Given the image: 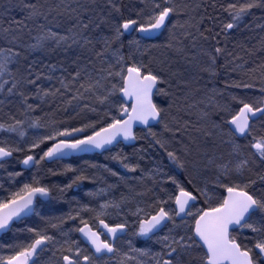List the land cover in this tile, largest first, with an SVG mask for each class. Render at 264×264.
<instances>
[{
	"label": "snow or ice",
	"instance_id": "obj_1",
	"mask_svg": "<svg viewBox=\"0 0 264 264\" xmlns=\"http://www.w3.org/2000/svg\"><path fill=\"white\" fill-rule=\"evenodd\" d=\"M141 2L144 3L145 0ZM151 3V8L136 11L137 18H133L124 16L122 8L125 6L122 0H58L55 7H48L47 10L39 0H0V112L8 109V119L0 120V134H3L0 135V170L5 169L10 158L17 153H25L19 163L26 170H39L45 162L56 163L72 152L93 149L110 151L109 146L117 142L118 137L125 141L138 138L133 133V124L138 122L148 126L147 136L151 137L152 144L163 149L167 158L190 177L187 181L189 189L174 176H168L179 193L175 196L168 195V201L175 204L174 209H166L163 205L168 201L157 198L149 205L152 211L137 206L130 213L136 217L134 234L148 240L155 238V243L160 245L159 250L136 248L129 242L128 250L123 251L118 241L122 239L120 234L128 229V221L124 219L123 222L110 224L107 218L111 215L109 209L122 211V206L128 201L126 196L121 195L119 200L104 199L103 202L97 199L95 206L93 200L83 204L75 201L77 209L47 219L40 211L45 202L72 203L73 201L67 200L68 193L85 181L95 182L97 177L89 175L88 169L95 168L99 171L101 166H66L62 172L52 168L47 170L51 176L72 173L69 181L64 184L44 183L38 174H33L27 182H20L17 178L23 176V171L9 172V179L17 187L6 197L0 198V233L13 231L18 223L23 224L28 217L34 215L41 217L44 227L25 225L22 231L30 234L29 242L6 245L12 254L0 256V264H41L42 254L49 251L52 256L59 253V264H109L114 259L117 264H264V189L257 194L255 187L258 183L264 185V135L253 134L256 122H264V35L258 37L256 45H239L249 57L248 60L234 52H228L224 47L215 46L211 51L201 48V54L207 60L197 61V81L201 73L207 74L209 80H214L219 75V68L231 65L230 72L239 78L227 86L243 89L245 92L242 95H250L254 99L246 101L242 95H232V101L239 105L235 112L227 106L213 105L219 112L232 113L230 119L223 121V125L212 119L213 112L203 111L199 119L204 124L197 130L202 132L205 144L196 145L195 151L177 138L182 129L187 131L188 121L181 124L180 119L173 116L176 127L164 124L162 133L152 131L149 124L150 121L163 122L162 113L165 109L155 103L153 98L157 95L175 97L176 93L171 91L174 83L178 89L181 84L188 88L184 94L183 107L189 110L196 107V103L189 102L192 90L188 82L175 81L180 73L172 71L171 65L163 61L157 68L153 66L154 61L151 59L147 63L137 61L131 51L126 56L122 40L125 33L130 31L144 34L166 30L171 32V23L172 29H181V36L177 37L171 32V38L164 47L178 55L184 54L186 40L191 41L192 47H196L198 41L207 42L209 39L216 40L219 44L217 37L239 29L245 17L255 16L254 10L264 12V0H231L226 5H221L229 19L215 33L212 29L202 30L205 16L201 13V8L204 0H151ZM212 6L215 7V4ZM17 9L23 19H16L11 15ZM53 13L65 17L70 26L64 31L55 30L60 25L49 20ZM177 16L184 18L183 23L172 22ZM258 19L264 21V16ZM29 23L35 25V35ZM102 27H107L109 34L100 32ZM255 29L264 33V22L257 23ZM128 47L130 50L135 47L139 51L140 41L133 39L129 41ZM73 50H77L73 61L75 67L68 76L54 77L51 73L56 71L55 64L44 65L49 70V74L44 75L37 71V62L32 58L38 52ZM148 50L149 48H145V52ZM81 56L84 57V63H81ZM220 57L232 59L227 60L224 65H218ZM192 59L196 60V57L193 56ZM96 61L99 62L98 66ZM257 73L258 78L254 79ZM53 79L58 81L60 87L41 86L42 80ZM211 91L213 94L217 93L214 88ZM117 93L132 103L119 104L120 118L105 112L104 115L109 120L98 130L93 122L83 127H53L51 131L34 133L29 137L25 124L30 129H41L44 125L39 118L26 122L12 111L18 106V110H23L21 115H27L48 103V98L55 100L59 97L73 107L74 111L79 107L81 112L85 109L96 112L97 108L92 103L80 102L87 100L98 105H111V97ZM30 100L40 103H30ZM73 101L78 103L74 106ZM64 110L67 111V108ZM76 114L80 115V112ZM224 125H227V131L224 130ZM88 129H93L92 134L83 137L75 135L86 133ZM164 133H170L171 136ZM240 137H251L247 148L238 143ZM174 140L182 145L179 152L170 150ZM49 142L51 146L46 150L41 149L42 154L35 153L41 145ZM191 143L196 142L193 140ZM225 146L227 151L220 150ZM112 159L117 160L128 172H143L138 164L125 162L128 160L127 156L116 155ZM257 161L259 171L253 169ZM102 167L110 176L127 183L126 178L117 171L107 166ZM153 171L158 173L160 169L157 167ZM100 179L103 180V177ZM153 184L157 185L159 181L153 179ZM115 187L116 185L107 184L106 188L90 190L86 195L92 198L105 197ZM217 188L223 189L225 194L217 195ZM0 189H3L2 184ZM152 191L154 189L149 188L137 195H147ZM201 198L207 207L192 211L195 202ZM82 213L91 215L86 219ZM189 217L191 223L187 219ZM69 221L73 222L72 226L65 231V225ZM169 223L172 227L168 233L159 236L158 232L162 227H168ZM50 229L53 230L51 234ZM244 230L252 234L247 243L239 238ZM57 232L62 239H57ZM73 232L79 233L90 247L82 248L81 241L72 238Z\"/></svg>",
	"mask_w": 264,
	"mask_h": 264
},
{
	"label": "rangeland",
	"instance_id": "obj_2",
	"mask_svg": "<svg viewBox=\"0 0 264 264\" xmlns=\"http://www.w3.org/2000/svg\"><path fill=\"white\" fill-rule=\"evenodd\" d=\"M46 1H47L46 3H45V1H43V3L45 4V10H47L48 7H55L56 4L58 3V0H46ZM14 2H18V0H14ZM139 2L142 3L141 1H139ZM181 2H183V0H181ZM151 6L150 7H146V9L144 8L145 11H147L149 8H151ZM203 12H204V9H203V5H202L201 13H203ZM18 13H20V11L17 9L15 11H13L11 13V15L12 14L16 15ZM222 13L225 16H228V14L226 12H222ZM128 16H132L133 18L136 17V10H132L131 11L129 9ZM63 18L66 19L65 17H63ZM49 19L54 21L53 24L54 23H59V25H60V23H64L63 22L64 20L62 19V16H58V15H56V13H53L52 16L49 17ZM183 19H184L183 17H179L180 23H183ZM172 22H173V20H172ZM226 22H228V21L227 20L223 21V23H226ZM68 23H69V21L67 20L66 23H64L65 24L64 28H62L60 26L58 29H55V30L64 31V29L66 27H68V25H70ZM247 24H248V20H247V18H245L243 23L240 25L239 29L242 26H245ZM29 27H31V26L29 25ZM170 27H171V24H170ZM32 28L34 29L33 35H35V25H33ZM239 29H233L227 35H231L233 33H237L239 31ZM99 31L102 32L103 34L107 35L105 33V30L103 29V27ZM175 35L177 37H179V36H181V33L179 31H177V32H175ZM225 39H227V38H224V40ZM188 42H189L188 40L184 41L185 48H187ZM226 45H227V48H226L227 51L230 52L229 48H228V44H226ZM75 51H76V53L74 54ZM60 52L57 51V52L51 53V54L50 53H40V55L44 56L45 58L51 56L53 60L66 61V62H71L73 59H75L74 55L75 56L77 55V50L67 51V52L60 51ZM34 54H39V52L38 53H34ZM85 55H87V54H85ZM82 58H83V56H81V58H80L81 61L84 60V58H83V60H82ZM148 59L153 60L154 61L153 64H155L156 66H160V62L163 61L165 64H170V65L173 64L172 67H178V66H179V68H183L184 67L180 56L178 54L174 53L172 50H170L168 48H164L163 50H162V48L161 49H157V50H155L153 52L151 51L149 53ZM231 59L232 58L229 57L228 60H231ZM238 63H240V61H238ZM229 66L230 67H227V69L225 70V73H224V77L227 80V81L226 80L223 81L225 85L221 86L220 84L215 82V79L214 80H209V78H207L205 80V82H204V84H206L208 86H211L212 89L214 88L216 90L218 89V90H222V91L219 92V93H216V94H213V92L210 91V92H208L206 94H203L201 96V92L203 90L199 86H196V80H195L196 76H194L192 74L193 72H195L192 69V67H194V68L196 67L197 68V62H196V66L194 65V63L191 62L189 64L188 69L191 70V71H189V74H191L190 75V78H191L190 81H193V83H191L190 81L188 83L190 85H194V88L195 89H199V91L198 92L196 91V95L194 96L195 90H194L193 87L191 88L192 95L189 97V102L196 103V107H194V108H192L190 110L187 109L186 107H183V105H184L183 91H182L181 88L178 89L174 85L173 89H172V92L176 93L175 97H173V96L165 97L163 95H158L157 96V101L155 100V102L157 104L159 103L160 105L159 104L158 105L161 106L162 108H163V104L167 103L166 106H165V111H166V114H167L168 117H167V119H164V121L162 123H160L159 125H157L155 127H152L151 128L152 131L157 132V133H162L163 132V128H164V124H168L170 127L175 128L176 124L174 123L173 119L170 118L172 116V114L174 113V115L176 114L175 116L180 119L181 124H183L184 121H188L189 122V127H188L187 131H184L182 129L177 138L182 140L183 143L189 144V146L192 147L194 151H195L196 145H201V146L204 145L205 144V138H204L202 132H199L197 130L198 128H200L204 124V121H201L199 119L201 113L203 111L211 112L210 109L213 107V105L227 106V107H230L232 109V112H235V111L238 110L239 105L232 101L231 96L232 95L241 96L245 92L244 90L241 91L240 89L231 88V87L227 86V84L229 85L234 79H238L239 78L236 74L230 72L231 65H229ZM199 83H202L200 79L198 80L197 85H199ZM220 93H222V95ZM116 95L119 98V96H118L119 93H117ZM215 96H216V98H215ZM176 97H179V98L177 99ZM170 98H171V101L168 103ZM242 98L245 99L246 101L254 99V97H252L250 95H242ZM191 99H193V100H191ZM111 101H112L111 105L105 104L106 107H105L104 111L110 112L111 110L114 111L116 108H119L118 105H117V101H116V97L115 96H114V98H113V96L111 97ZM173 101H175V102L173 103ZM200 101H203V103H201ZM221 101H223V102H221ZM170 105H171V107H170ZM178 107L180 108L179 111H178ZM90 113L94 114L95 112H90ZM231 114L232 113H230L228 111H223V113H222V115L224 116V119L225 118L229 119ZM226 115H227V117H226ZM212 119L214 120V118H212ZM218 119H220V117ZM73 125L74 124H65L63 127H68V128H71V127H83L82 126L83 124H76L75 126H73ZM53 127H55V128H63L62 126H58L56 124H46V125L44 124V128L38 129L37 131L31 132L29 134V137H31L34 133L35 134H40V133H43L45 131H51L53 129ZM253 134L254 135H264V122H261V121H257L256 122L255 127L253 129ZM164 135L171 136L170 133H164ZM146 136H147V133L146 132H142L140 134L139 140L143 141L144 138H142V137H146ZM193 140H195V142H196L195 144L191 143V141H193ZM250 141H251V137H247V138L238 140V143L242 147L247 148V146L249 145ZM181 147H182V145L179 144V143H176L175 140H174L172 145H170V150H174V151H178L179 152ZM223 150L227 151V148H224ZM115 154L112 153L109 156H106L104 158H100L101 162H99V159H96V158H86V159L78 161V162H74V161L73 162H70V161L69 162L68 161L57 162L52 167L44 166V164H43L39 170L34 169L31 175L29 173L24 178L21 176V177H19V179L18 178L17 179H18V181H21V182H27L28 180H30V178H31V176L33 174H38V175H40L42 177L43 182L64 184V183H67L69 181V178L72 176V173H68L66 175L51 176V175H49L47 173V170L49 168H52V169H54L57 172H62L63 169L66 166H72L74 168H87V166L89 164H95V165L101 166L99 171H97V169H95V168H89L88 169V174L89 175H95L97 177L96 181L95 182L85 181L78 188H74V190L76 191L75 193H80L79 190L81 189V192H83V194H86V192H88L90 190L94 191V189H96V188H97V190L99 188H102V187L106 188L107 184L116 185V187L112 191H110L107 194V196L99 197V198H92V199L94 200V202L97 199L100 200V202H103L104 199L119 200L121 198V195L128 197V201L122 206V211L121 210L109 209V212L111 213L110 218H113V219L114 218H116V219L117 218H122V219H127V221H128L129 232H128V234L126 236H124L118 242L119 247L123 251H127L129 242H131V245L133 247H136V248H150L153 251H158L160 245L155 243V238H153V240H148L145 237H140V236H137V235L134 234L135 231H136V219H135L134 216H132L130 214L132 211H135L137 206L143 207L145 209L147 207V205H146L147 200L145 198V195L138 196L137 193L134 192L135 190L138 191V193L145 192L144 190L141 189V187H140L141 184L138 183V182H140V180H142V181L145 180V178L138 177L134 181H131V183L129 185L127 183L126 186H122L121 185V181L119 182L117 177H112L108 173L103 171V167L102 166H107L108 168H111L113 171H117L118 173H120V175L124 176L127 181L129 179H131L132 176H128L129 172L127 170H123V171L120 170L119 171L118 168L112 166L116 162V160L112 159L113 155H115ZM181 155H182V153H181ZM75 159H77V158H75ZM258 166H259V161H257V163L253 165V169L254 170L257 169L256 171H259L260 167H258ZM1 173L2 172H0V184L3 185L2 180L5 179V176H3V175L1 176ZM145 175L148 177L147 173H145ZM150 176H151V178L150 177H148V178L151 179V180H153V178L154 179L157 178V179H160L161 183L163 182V180L160 178V171L158 173L157 172H151ZM100 177H103V180H101ZM142 184H144V183H142ZM181 184H183V183H181ZM261 189H264V185H261L260 183H258V186H256L257 194H260V190ZM4 190H5L4 187H3V189H0V193H2ZM222 190L223 189L217 188L216 189V194L217 195H222ZM67 200L72 201L73 198H69V199L67 198ZM200 201H201L200 203H197L195 205V207L192 208V211L195 212L199 208L207 207V205H205L204 203L202 204L203 198H201ZM173 204L171 205L170 208H167V209H169V210L170 209H174L175 207L173 206ZM67 205L68 204H63V202L52 201L50 203H44L42 205L40 211H41L43 217L48 212H49V214L57 213L58 215H55V216L65 215V214L68 213V211L66 210ZM53 206H56V209H53ZM187 219L189 220L190 223L192 222L190 217L187 218ZM40 221H41V217L40 216H35L33 219H31L29 221H26V223L19 224L13 231H11L8 236H6L5 238H3V240L0 241V256H5L4 254H5V251H6L5 248L7 247L6 245H8L9 242L12 243V240H14L18 236V234L22 231V229L25 227V225L34 226L35 227L34 223H39ZM178 222H179V220H178ZM72 223L73 222L69 221V223L67 224L68 226H66V227L67 228L71 227ZM171 227H172V225L169 224L168 227L163 232L159 233L158 235L162 237L163 235L167 234L169 228H171ZM66 230L67 229H65V231ZM71 236H72L73 239H75V237L78 236V234H75V232H73V233H71ZM9 237H10V239L12 237V239L10 240ZM27 238L30 239V234L29 233H27ZM239 238L242 241H244L245 243H247L248 240L251 239L249 237L248 233H247V230H244V232L242 234H239ZM57 239H62L58 232H57ZM80 246L82 248L83 247H88L87 245L83 244L82 242H81ZM57 247H59V245H57ZM195 256H196V253L193 254V258H195ZM53 257L54 256H52V253L50 251L49 252H45L44 254H42L41 264H59V260L57 259V261H56ZM109 264H117V261H115V262L111 261V262H109Z\"/></svg>",
	"mask_w": 264,
	"mask_h": 264
},
{
	"label": "bare ground",
	"instance_id": "obj_3",
	"mask_svg": "<svg viewBox=\"0 0 264 264\" xmlns=\"http://www.w3.org/2000/svg\"><path fill=\"white\" fill-rule=\"evenodd\" d=\"M43 1H45V0H39V2L40 3H43ZM139 1H141V0H122V2H123V5L125 6V7H123L122 8V12H123V14H124V16L125 17H127L128 16V12H129V9L132 11V10H136V11H139L140 9H146V7H150L151 5H152V3H151V0H145V2L144 3H140ZM47 2V1H46ZM160 2H162V0H160ZM229 2H231V0H204V3H203V9H204V12L202 13L204 16H205V20H204V23H203V25H202V30L203 29H212V31H213V33H215V32H219L220 31V27H221V25L223 24V21H225V20H227L228 21V19H229V17L228 16H225L222 12H224V11H222V8H221V5H226L227 3H229ZM213 4H215V7H213L212 5ZM209 8H211V10L209 9ZM255 11V16H253V17H245V18H247V20H248V24L247 25H251L252 27L251 28H249V27H246V25L245 26H242L240 29H239V31L237 32V33H233V34H231V35H224V34H222L221 36H219V37H217V39H219V41H220V43L219 44H217L216 43V40H213V39H209L207 42H204V41H198L197 42V44H196V47H192V44H191V41L190 40H188L189 42H188V46H187V48H185V53L184 54H180L179 56H180V58H181V61L183 62V65H184V67L183 68H179V66L178 67H172L173 66V64H171V70L172 71H178L179 73H180V75H178L176 78H175V81H187V82H189L190 80H191V78H190V75L191 74H189V71H191V70H189L188 69V67H189V64L192 62V63H194V65L196 66V62L197 61H200V62H203V61H206L207 60V57L206 56H203L202 54H201V48H204V49H206V50H209V51H211L212 50V48L213 47H215V46H219V47H224V48H227V45L226 44H228V48H229V51L230 52H234V53H240V52H243L242 50H240V48H239V51H235V49H234V38H236V41L239 43V44H241V43H243L244 45H246V46H252V45H256L257 44V39H258V37L260 36V35H264V33H260V31H259V29H255V25L257 24V23H260V22H264V21H261V20H259L258 18L259 17H261V16H264V12H262L261 10H254ZM209 17H211V19H209ZM134 18H136V17H134ZM62 19L64 20L63 22L64 23H66V19H64L63 17H62ZM114 19H118V17H114ZM50 21H52V22H54L53 20H51V19H49ZM177 21H179V17L177 16V17H174L173 18V23H175V22H177ZM180 22V21H179ZM64 23H60V26L62 27V28H64L65 27V24ZM54 24H59V23H54ZM68 24H70V22L68 23ZM171 24V23H170ZM170 24H169V29L171 30V32H177V31H179L180 33H181V29L179 28V27H177V28H175V29H172V25H171V27H170ZM68 26H70V25H68ZM103 29L105 30V33L106 34H109V29L107 28V27H103ZM253 29H255V31H253ZM171 32L170 31H163V33L161 34V35H159L158 37H156V38H154V39H149V38H145L144 36H142L139 32H135V31H130V32H127V33H125V35H124V37H122V40H123V42H124V49H123V52H124V54L127 56L128 54H129V52L131 51V54L134 56V58L137 60V61H140V60H143L145 63H147L150 59H148V56H149V53L152 51H155V50H157V49H161L162 48V50L164 49V48H166V47H164V45H166L168 42H169V40H170V38H171ZM207 34V33H206ZM235 36V37H234ZM229 37V38H228ZM250 37H256V39H249ZM224 38H227V39H225L224 40ZM26 39V38H25ZM133 39H136V40H139L140 41V49H139V51H137L136 50V48L135 47H133L131 50L129 49V47H128V43H129V41H132ZM227 40V41H226ZM149 46H152V47H149ZM145 48H149V50L147 51V52H145ZM154 49V50H153ZM51 54V53H50ZM37 55H40V53L39 54H37ZM193 56H195L196 57V60H193L192 59V57ZM40 57H41V55H40ZM44 57V56H43ZM45 58V57H44ZM49 60H51V61H53V62H55V63H57V61L56 60H53L52 59V57L51 56H49V57H47ZM47 58H45V59H47ZM221 58V61H222V64L224 65L226 62H227V60L229 59V57H220ZM186 60V61H185ZM218 62H219V60H218ZM240 62H242V61H240ZM58 63H60V62H58ZM57 63V64H58ZM96 63H97V66L99 65V62L98 61H96ZM189 63V64H188ZM153 66L154 67H157V68H159L160 66H156L155 64H153ZM230 67V66H229ZM196 68V67H195ZM194 67H192V69L195 71V72H193L192 74L194 75V76H196L197 77V71H196V69H195ZM227 68H223V70H222V73H221V76H224V73H225V70H226ZM44 71H46V73L47 74H49V70H41L40 72H44ZM55 73V72H54ZM54 73H51V74H54ZM199 76H200V80H201V82H205V80L208 78V76H207V74H203V73H201V74H199ZM217 78V77H216ZM216 78H215V82H218L217 80H216ZM196 80V86H199L203 91L201 92V96L203 95V94H206V93H208V92H210L211 90H212V88H211V86H208V85H206V84H202V83H199V85H197V83H198V81H197V79H195ZM226 79H225V77H224V81H225ZM227 81V80H226ZM191 83H193V81H190ZM174 85H175V83H174ZM173 85V86H174ZM188 86H189V88L191 89L192 87L194 88V85H190L189 83H188ZM222 86V85H221ZM180 88L182 89V91H183V95L185 94V92H187L188 91V88H185L184 87V85L183 84H181V86H180ZM173 89V88H172ZM172 89H171V91H172ZM194 90H195V92H194V96L196 95V89L194 88ZM241 91H243V89H240ZM222 90H218L217 89V93H219V92H221ZM245 91V90H244ZM218 95V94H217ZM115 97H116V101H117V105H118V107H119V104L120 103H125L124 102V100L122 99V96H121V94H119L118 96H119V100H118V98H117V95H114ZM114 96H113V98H114ZM158 96V95H157ZM157 96H155V100L157 101ZM215 98H216V96H215ZM194 99V98H193ZM193 99H191V100H193ZM249 99V98H248ZM220 100V99H219ZM120 101V102H119ZM159 101V100H158ZM171 101V98H170V100L168 101V103ZM221 102H223V101H221ZM88 103H92L93 104V106H95L96 108H97V111L94 113V117L96 118V119H98V118H102L103 116H105L104 115V113L106 112V111H104L105 110V105L103 106V105H98V104H94V102L93 101H89ZM156 103V102H155ZM126 104V103H125ZM159 104V103H158ZM167 104V103H166ZM166 104H163V109H165V106H166ZM160 105V104H159ZM161 107V106H160ZM210 111L211 112H213L214 114H213V116H212V118H214V120H215V117H217L219 114H222L223 112H219V111H217L214 107H212L211 109H210ZM173 115H174V113L172 114V116L170 117V118H172L173 117ZM176 115V114H175ZM174 115V116H175ZM162 117H163V121H164V119H167V114H166V111L164 112V113H162ZM226 117H227V115H226ZM94 118V119H95ZM230 119V118H229ZM77 122V121H76ZM82 122H88L87 121V118L86 119H84V120H82ZM161 123V122H160ZM159 123V124H160ZM216 123H217V121H216ZM244 138H247V137H243V138H239V140L240 139H244ZM245 142V141H244ZM48 145V144H47ZM47 145H41V148L40 149H36L35 150V152L36 153H39V154H42V152H41V149H44V150H46V148L47 147H49V146H47ZM120 145H125V144H123V143H121V144H119V145H117L116 147H118V146H120ZM125 146H127V145H125ZM116 147H114V148H116ZM223 148H227L226 146L225 147H223ZM112 150V149H111ZM109 152V151H108ZM106 153V152H105ZM116 153V154H115ZM21 154H23V153H17V155H21ZM102 154H104V153H102ZM113 154H115V155H113V156H116V155H120V156H126V152L125 151H122V150H118V151H115ZM15 155V154H14ZM94 155H97V154H94ZM94 155H85V156H81V157H76V158H82L83 160L84 159H86V158H95V157H90V156H94ZM127 157H128V160L127 161H125V162H127V163H132V164H138L139 165V167H141L140 166V163H138V160L134 157V156H131V155H129V154H127ZM14 158V157H13ZM23 158V156L22 157H19V159H18V170H20V171H26V172H33V170L34 169H36V168H33L32 170H25V169H23L22 168V164H20L19 163V160L20 159H22ZM72 159H75V158H71V159H68V160H64V159H60L59 161H70V160H72ZM96 159H98V158H96ZM58 161V162H59ZM99 162H101L100 161V159H99ZM104 163V162H103ZM54 166V163L52 162V163H48V162H45L44 163V166ZM113 167H116V168H118L119 169V171L121 170V171H123V170H126V169H124L123 167H122V165L116 160V162L112 165ZM168 166L166 165V164H161V167H159V169H160V178L163 180V182H162V184H169L170 182H169V180H168V176H170V174L168 175L167 173H165V171H164V169L165 168H167ZM258 167H260V166H258ZM142 168V167H141ZM141 168H139V169H141ZM257 170V169H256ZM183 171V170H182ZM152 172H155V171H152ZM184 173H187V172H185V171H183ZM8 173L9 172H7V170H6V168L5 169H3L2 170V173H1V176L3 175V176H5V179H3V181L5 182V184H6V186L8 187V188H12V187H17V184L16 183H14L12 180H10L9 179V177H8ZM28 173H23V178L27 175ZM32 173H30V175H31ZM132 174V175H131ZM140 174H141V170H138V171H136V172H129L128 173V176H132L131 177V179H129L128 181H127V183H128V185L131 183V181H134L135 179H137L138 177H140ZM150 174H151V172H149V173H147V175H149L150 176ZM188 174V173H187ZM163 175V176H162ZM150 178H151V176H150ZM18 179H19V177H18ZM17 179V180H18ZM160 180V179H159ZM179 181V180H178ZM21 182V181H20ZM120 182V181H119ZM161 182V181H160ZM126 183V184H127ZM138 183H142V180H140V182H138ZM180 183H181V181H180ZM126 184L125 183H123V182H121V185L122 186H126ZM95 190H97V188L96 189H94V191ZM80 191V193H75L76 191L74 190V189H72L70 192H69V194H68V196H67V198L69 199V198H73V202L72 203H68V202H63V204H68L67 205V208H66V210L69 212V211H72L73 209H77L78 208V205H77V203L75 202V201H79L81 204H83V203H87L89 200H93L92 199V197H88L86 194H83V192H81V189L79 190ZM82 193V194H81ZM222 194H225V193H223V190H222ZM94 201V200H93ZM198 202H199V200H198ZM45 203H50V202H45ZM93 206H95V202L93 203ZM174 207H175V204H174ZM64 208V207H63ZM62 208V209H63ZM53 209H56V206H53ZM55 215H58L57 213H52V214H49V212L48 213H46L45 214V216H44V218L45 219H47V218H51L52 216H55ZM110 217V216H109ZM108 217V218H109ZM117 219H122V218H117ZM135 219H136V217H135ZM122 220H124V219H122ZM24 223H26V221L24 222ZM23 223V224H24ZM35 224V227H41V228H43L44 227V224H43V222H42V220L39 222V223H34ZM170 224V223H169ZM168 224V225H169ZM66 226H68V225H65V229H67V227ZM167 227H164L161 231H159L158 232V234L159 233H161V232H163L165 229H166ZM128 229H129V227H128ZM53 230H49V233L51 234V232H52ZM248 232V231H247ZM15 234V233H14ZM75 234H78V236H76L75 237V240H78V241H81L83 244H85V245H87V243L86 242H84L83 241V239L81 238V236H80V234L79 233H76L75 232ZM250 234V232H248V235ZM250 237V236H249ZM250 238H252V237H250ZM9 239H10V237H9ZM11 239H12V237H11ZM10 239V240H11ZM9 241V240H8ZM20 242H23V243H27V242H29V239L27 238V233L25 232V231H21L19 234H18V236L14 239V240H12V243H20ZM12 243H10L9 242V244H12ZM88 247H90L89 245H87ZM6 249V251H5V257L6 256H8V255H10V254H12L11 253V250L8 248V247H6L5 248ZM59 254V253H58ZM58 254H56V256H54L53 258L57 261V259H58Z\"/></svg>",
	"mask_w": 264,
	"mask_h": 264
},
{
	"label": "trees",
	"instance_id": "obj_4",
	"mask_svg": "<svg viewBox=\"0 0 264 264\" xmlns=\"http://www.w3.org/2000/svg\"><path fill=\"white\" fill-rule=\"evenodd\" d=\"M211 10V8H209ZM12 16H15L16 19H23V15L21 13L18 14H12ZM29 25L32 27L33 24L29 23ZM27 31V30H25ZM235 37V36H234ZM26 39H28L27 36H25ZM234 49L235 51H239V43L236 41V38H234ZM251 47V46H249ZM240 50H242L240 48ZM60 52V51H58ZM61 53V52H60ZM76 53V51L74 52V54ZM240 56L244 57V60H248L249 57L247 55H245L244 52H240L237 53ZM33 59L36 60L37 62V71H41V70H48V68L44 67V65L46 64H55L57 66L56 71L54 74H52L54 77H61V76H68V73L72 71V69L75 67V64L73 63V61L75 59H73L71 62H66V61H57L60 63H55L49 59H45L43 56L40 57V55L34 54ZM74 58H76V56L74 55ZM84 58V57H83ZM82 58V60H83ZM258 59V58H257ZM85 60L81 61V63H84ZM97 64V63H96ZM218 65H223L221 58L219 59ZM223 68H219V75L217 76L216 80L218 81L217 83L220 85H225L224 84V76H221ZM44 75H48L46 73V71L43 72ZM258 73L257 76L254 77V79L258 78ZM41 86L45 87V88H57L60 87L58 81L56 79H53L51 81L48 80H42L41 82ZM204 82H202L203 84ZM227 84V83H226ZM228 85V84H227ZM118 98V97H117ZM119 100V98H118ZM48 103H44L41 105V108L38 109L35 112H31L28 113L27 115H21V112L23 111L22 109L18 110V106L14 107L12 109V111L15 113V115L22 119L25 120L26 122L29 120H35L37 118L40 119L41 123L44 125L46 124H56L58 126H64L65 124H74L73 126H75L76 124H87V123H93L95 122L97 125V129H99V127L104 125V122H107L109 120V117H105L103 116L102 118H98L96 119L94 117V114H91L87 109H85L84 111H80L79 107L75 108V111L73 110V107L68 106L66 103H64L59 97H57L55 100H52V98H48ZM30 103H40V101H29ZM89 101H83L80 102L82 103H88ZM120 102V101H119ZM78 102L73 101V105L75 106ZM67 108V111H65L64 109ZM7 112L8 109L5 108L3 110V112H0V120H7L8 116H7ZM80 112V115H77L76 113ZM108 112V111H107ZM111 115L117 116L118 118L119 116V108H116L114 111L111 110L110 111ZM70 117H72V119H70ZM220 117V119H218ZM88 122H82V120L86 119ZM95 118V119H94ZM226 120V118L224 119V116L222 114H219L217 117H215V121H217L218 124H222L223 125V121ZM77 121V122H76ZM66 122V123H65ZM220 122V123H219ZM82 125V126H83ZM25 128L28 132V135L33 132V131H37L38 129H30L27 128V124H25ZM42 129V128H41ZM224 130L227 131V125H224ZM93 129H88L86 132V135H90L92 134ZM142 132H148V129H139L137 130V143L135 146H125V145H120L116 148H113L112 150H110L109 152H106L104 154H97L94 156H90V157H95V158H104L106 156L111 155L112 153H114L115 151L118 150H122L126 152V156L127 154L134 156L137 160L138 163H140L139 167L143 170V172L141 171L140 177L145 178V180L142 181L141 184V189L146 191L149 188L154 189V191L149 192L147 195H145V198L147 200V207L146 210L147 211H152L151 208H149V205L151 203H153L154 199L157 198H162L165 201H168V195H178V190L176 189L175 185H173L170 181V183L168 184H162L160 182L159 179L155 178L156 181H159V184L154 185L153 184V180L149 179L148 177H150L148 175V177L145 175V173H149L152 172L154 169H156L157 167H161V164H166L168 167L164 169L165 173H169L170 176H174L177 180H179V182L181 181V183H183L185 185V187H188L190 189V186L187 184L188 179L190 178L189 175L187 173H184L181 169L177 168L175 164H173L168 158L166 153L164 152L163 149H160L159 146H156L154 144H152V140L151 137H142L144 138L143 141L139 140L140 134ZM3 135V134H0ZM47 146H51V142L48 143ZM224 148H221L220 150H223ZM25 153L21 154V155H14V158L12 160H10V163H8L5 168L7 170V172H15V171H20L18 170V159L19 157L24 156ZM83 160L82 158H77V159H72L70 160V162H78ZM59 162H63V161H59ZM69 162V161H68ZM57 163V162H56ZM55 164V163H54ZM49 166V165H48ZM51 167V166H49ZM0 172H2V170H0ZM23 173H32V172H26L23 171ZM168 174V175H169ZM154 179V178H153ZM3 183V187L5 188V190L0 193V198L6 197L8 195V193L10 191H14L15 187L12 188H8L5 184V182L2 180ZM44 183H49V182H44ZM258 186V184L256 185ZM255 186V187H256ZM161 189H163V191H161ZM136 193H138V191H134ZM201 201L199 200L198 203H200ZM173 201H168L166 204H164L163 206L167 209L170 208L171 205L173 204ZM203 204V202H202ZM174 206V204H173ZM82 215L85 216L86 219H88L90 217L91 214L88 213H82ZM107 221L110 224H116V223H120L123 222L122 219H116V218H107ZM250 237H252V234H249ZM58 258H59V254H58Z\"/></svg>",
	"mask_w": 264,
	"mask_h": 264
},
{
	"label": "water",
	"instance_id": "obj_5",
	"mask_svg": "<svg viewBox=\"0 0 264 264\" xmlns=\"http://www.w3.org/2000/svg\"><path fill=\"white\" fill-rule=\"evenodd\" d=\"M163 33V31L162 32H154V33H150V34H144V33H140L142 36H144V37H150L149 39H154V38H156V37H158L159 35H161ZM122 99L124 100V102L126 103V104H128V105H130L131 103H132V101L131 100H127L126 98H123L122 97ZM154 102H155V96H154ZM124 118H126V117H124ZM159 123L160 122H157V121H150L149 122V124H150V126H151V128L152 127H155V126H157V125H159ZM139 129H148V126H145V125H142V124H140V123H138V122H135L134 124H133V133H134V135H136L137 136V130H139ZM77 137H83L84 135H86V133H77V134H75ZM240 138H243V137H240ZM121 143H123V144H125V145H127V146H135L136 145V143H137V139L136 140H130V141H125V140H123V138L122 137H118L117 138V142H114L113 143V145H111V146H109L110 147V150L111 149H113L114 147H116L117 145H119V144H121ZM109 150H101V149H93V150H91V151H87V152H72V153H70L69 155H66V156H64L62 159H64V160H68V159H71V158H76V157H81V156H85V155H94V154H102V153H105V152H108ZM13 158H10V160H12ZM48 163H52V162H50V161H47ZM22 168L23 169H25L24 168V166L22 165ZM33 169V168H32ZM32 169H30V170H32ZM26 170V169H25ZM179 194V193H178ZM198 203V201H196L195 202V205ZM31 217V216H30ZM178 220H179V218H178ZM164 227H162V229H163ZM161 229V230H162ZM160 230V231H161ZM128 231H129V229H127L126 230V232L125 233H123V234H120V235H122V237H124V236H126L127 234H128ZM6 233H8V232H3V233H0V238L4 235V234H6ZM82 238V237H81ZM83 239V238H82ZM84 241V240H83ZM84 242H86V241H84ZM87 243V242H86Z\"/></svg>",
	"mask_w": 264,
	"mask_h": 264
},
{
	"label": "flooded vegetation",
	"instance_id": "obj_6",
	"mask_svg": "<svg viewBox=\"0 0 264 264\" xmlns=\"http://www.w3.org/2000/svg\"><path fill=\"white\" fill-rule=\"evenodd\" d=\"M34 217H35V215H34V216H31V217H28L25 221H29V220L33 219ZM18 225H19V223L17 224V226H18ZM17 226H16V227H17ZM128 232H129V231H128ZM9 233H10V232L4 234V235L0 238V241L3 240V238H5L6 236H8ZM247 233H248V232H247ZM122 238H123V237H122ZM118 242H119V241H118ZM112 261L115 262L116 260L114 259V260H112ZM110 262H111V261H110Z\"/></svg>",
	"mask_w": 264,
	"mask_h": 264
}]
</instances>
